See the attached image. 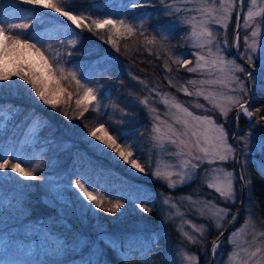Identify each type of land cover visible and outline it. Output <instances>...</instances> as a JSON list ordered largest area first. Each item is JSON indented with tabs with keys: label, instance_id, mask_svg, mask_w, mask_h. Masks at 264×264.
I'll use <instances>...</instances> for the list:
<instances>
[{
	"label": "trees",
	"instance_id": "obj_1",
	"mask_svg": "<svg viewBox=\"0 0 264 264\" xmlns=\"http://www.w3.org/2000/svg\"><path fill=\"white\" fill-rule=\"evenodd\" d=\"M6 1L0 0L3 5L0 13L8 19L7 23H19L22 22L20 17L33 15L29 10L35 6L20 1L7 4ZM101 1L107 0H66V5L71 3L75 13L81 14L84 6H92ZM121 10H125L135 20L141 18L145 23L131 34H118L109 26L103 29H95L93 26L92 32L86 28L77 29L74 25L65 29L64 24L70 25L71 22L51 10L40 9L48 15L40 17L39 25L32 35L35 40L44 38L40 46H51L59 53L58 56L55 53V57L63 64L64 75L67 77L59 79V84L56 78L53 79L60 87L57 94L50 97L58 101L55 109L39 101L34 92L30 93V86L18 77L0 81V108L13 111L5 125L0 126V154L7 149V157L4 156L6 159L11 163L19 162L14 157L27 161V166L35 169L34 174L37 176V179L32 180L19 177L11 171L7 175L0 173V207L11 204L4 211L0 210V251L5 255L16 257L25 253V248L32 247L34 252L28 264H65L73 259L76 262V257L86 256V251L81 250L88 246L86 237L92 236L102 243L101 252L110 260L107 259L108 263L119 264L116 257L109 253L111 244L102 237V232L120 229L125 221L139 219L141 213H147L150 219L155 217L158 214L157 199L160 192L178 194L191 191V182L170 189L160 178L143 177L130 170L122 161L113 160L108 155L100 156L90 144L88 134L84 135L88 125L91 129L97 122H106L108 111H104V114L97 112L92 105L87 106V111L78 107L77 101L82 89L67 75L72 72L71 66L81 67L87 76L94 75L103 82L109 90L108 102H115L128 109L127 117L136 122L133 129L143 140L147 138L149 118L141 106L137 91L135 93L137 87L130 70L167 85L165 71L168 64L170 66V59H167L166 49L152 36V26L158 17L152 11L147 13L148 7L142 5L124 7L123 4ZM36 16L39 13L34 15V19ZM230 32L232 34V27ZM73 39L76 40L74 46L67 43ZM172 71L180 76L188 73L180 62H173L168 72ZM250 102V109L255 115L264 116V90L258 96L257 92L253 93ZM212 114L227 127L233 128L216 109L212 110ZM115 117L118 118V115L115 114ZM36 125L39 129L34 134ZM249 173L251 196L264 221V152L261 150L251 155ZM51 175L80 177L87 181L102 192V207L96 209V212L87 208L81 217L75 204L63 202L52 192L48 181ZM42 176L48 180H42ZM117 201L123 205L120 209L114 213L104 211ZM13 205L17 209L11 207ZM126 206L129 212L124 210ZM143 208L150 209V212H145ZM167 225H161L153 235H149L152 237L150 246L144 250L139 245H120L119 250L116 249L117 253L130 255L124 264H170V235L173 246L177 234ZM82 261H86L85 257Z\"/></svg>",
	"mask_w": 264,
	"mask_h": 264
},
{
	"label": "rangeland",
	"instance_id": "obj_2",
	"mask_svg": "<svg viewBox=\"0 0 264 264\" xmlns=\"http://www.w3.org/2000/svg\"><path fill=\"white\" fill-rule=\"evenodd\" d=\"M10 1H16L17 3L20 0H7L6 3L8 4ZM137 2L142 6L148 7L147 13L152 11L153 15L156 14V17H158V20H155L154 22L155 25L152 26V36L166 49L167 59H170V66L168 64V68H166L165 71L167 85L162 84L155 78L145 75L142 76L130 70L134 84L137 87L136 89H138H135V93L137 91L140 103L145 99L148 101L147 105L141 103V106L146 110L149 118L147 138L143 140L141 136L135 133L133 126L136 122L127 117L129 113L128 109H125V107L115 102H108L109 90L100 79L94 77V75L92 77L87 76L86 71L81 67L71 66V69L72 72L77 74V78L83 76L84 81L88 86L99 90L97 101H90L85 98V90L81 88L82 92L78 107L84 109L85 107L92 105L93 108L96 110L98 109L97 112L104 114V111H108L106 112L108 115L106 118L108 120L106 122L103 120L101 123H103L108 129L109 135L116 136L117 133L122 132V135L126 140L125 146L131 145L134 149L139 150L138 163H141L142 166H146L147 170L145 173H141L137 169H132L129 164L120 159L117 153L113 152L101 141L96 140L95 137L88 135L90 144L98 151L100 156L106 157V155H108L113 160L122 161L128 168H130V170L141 174L143 177H154L152 173L155 172L157 168L161 171H178V168H172L170 165H179L181 160L189 158L186 155L187 150H185L184 156H176L173 155V153L179 151V149L175 145H171L167 140L161 143V141L153 139V136L156 135L153 132L155 126H159L162 133L167 132L169 126H172L177 130H182V126L176 124L173 114L179 115L182 118L184 117V114L179 113L177 109L163 103V98H175L177 102L182 106L187 107L194 115L209 116L216 124L223 125L228 134L227 142L231 144L236 151L234 153H228L229 159L227 161H217L214 164L203 163L198 169L194 170L195 178L190 181L192 186L191 191L178 194L173 192H160L157 199L158 214L152 219H150V215L147 213H141L139 219L125 221V223H123L124 225L119 227L120 229L112 231L104 230L102 232V237L111 244V250L109 253L116 257L119 264H124L128 261L130 255L124 252L118 254L116 249L119 250L120 245H123V243H126V245H139L144 250V248L150 246L152 237H149V235H153L161 225L165 226L168 224L167 226H170V229H173L177 234L173 246L171 245L172 236L170 235V264H208L211 258V264H264V236L260 235V233L264 232V221H262L259 214V208L251 196L250 187H245V195L241 201V185L236 171L238 149L231 141L232 134L249 121L248 128L239 129L237 133V136L245 137V140H240L236 137L237 142L242 147L240 163L246 181L249 179L250 175L249 160L251 155L256 150H261L260 144L264 142V122H261L262 116H256L253 111L254 115L252 118L241 115L239 120L236 121L235 115L239 109L232 107L229 104L227 97L242 95L239 91L238 83L234 81L213 84L205 83L203 85L199 83L200 81L216 80L221 75V73L217 71V68H213L210 65V61L217 56H223L225 61L234 60L237 64L244 65V63L239 61L231 51L233 40L232 35H234L237 18V6H233L230 13V19L227 22V28L225 29L222 25H217L215 23V19L220 18L224 14L220 0H137ZM123 4L124 7L131 6V0H107L95 2L92 6H84L81 9V14L90 15L93 18L99 19L110 17L113 19L124 20L126 24H131L134 30L145 23L141 18L135 20L128 16L127 13L124 12L125 10H121ZM243 4L244 9L239 30V46L237 48L240 55L245 59V49L247 47L245 39L249 38L248 43H251V32L254 30L264 33V24L261 23V21H264V0H255L254 3L253 0H246V2L244 0ZM206 9L208 11H205ZM249 11L256 13V15H254L251 20L248 21L247 26H245L244 21L247 19ZM233 16L235 17L234 21ZM0 21L7 23L8 19L1 16L0 13ZM202 21H208L207 26L213 32V44L198 47L196 45L200 43V41L192 35V24L195 23L197 25L196 30L199 31V25ZM231 27L232 34L230 32ZM110 29L116 32L115 29H112L111 27ZM122 34L127 33H123L122 30ZM259 38L258 35L255 39L259 40ZM149 39L153 41L152 38L149 37ZM36 41L43 42L44 38H38ZM41 46L46 50L49 49L43 44H41ZM55 53V50L51 48V52L48 53L50 63H52L54 68L63 67V64L59 62V60H53ZM250 54L253 55L256 64L254 75L251 78V84L253 93L257 92L258 96L264 90V75H261L259 71V66L264 65V59L259 58L261 55L259 52ZM198 55L205 56L206 60L209 61V66L198 69L196 72H189V68L196 67ZM182 59L191 61L187 66H183L188 73L185 76H180L178 73L177 75L175 73L173 74V71L169 73L168 70L171 65L173 66V62L179 63ZM200 63L203 64L204 62L201 61ZM217 67H219V65ZM25 70L32 71L34 69L26 67ZM36 74L40 75L41 73L37 71ZM234 75L244 82L249 94L247 76L239 72L234 73ZM59 76L60 73L57 71L55 77L45 80L47 89L51 93L50 97L56 95L57 90L60 89V87L54 82L55 78L56 81L59 79ZM190 80L197 81V84H189L188 81ZM169 81H171V83H169ZM183 87H187L192 95H186L182 90ZM197 89H202L206 96L211 94L209 100H206L204 96L196 95L195 93ZM131 91L133 93L134 89ZM216 103H219L224 107L232 108V111L229 112L226 118L227 123L232 125V129L231 127H227L223 121H220L213 116L212 110L216 109L220 113L219 109L215 107ZM197 105H202L203 107H197ZM259 107L260 106H257L256 108ZM256 108H254L255 111L257 110ZM152 109H156V111H152ZM3 112L5 114V119L3 120L2 126L5 125V121L12 116L13 111L4 109ZM115 114L118 115V118L115 117ZM157 116H159V120L156 119ZM161 121H164L165 123L161 124ZM234 121L235 127L233 126ZM101 123H95L94 127L92 126L91 129H89L88 125L87 128L89 130L87 129L84 135H87L89 131L98 128ZM38 129L39 127L36 125L33 129V133L35 134ZM97 135H102V133L98 132ZM118 143H120L119 140ZM6 154L7 149L3 152L4 156H6ZM193 163L199 162L193 161ZM21 166L25 167L23 164ZM213 168L223 169L227 172L234 173L235 179L233 180V185L236 195L234 202H225L224 198H222L219 193H216L214 189L207 187V182L212 178L211 169ZM10 171V169L7 170V174ZM45 176H42L41 179L47 181L48 178ZM218 176L219 179L217 182H221L225 179L223 173H219ZM77 179L81 178H65L51 175L48 181L52 192L63 202L72 205L75 204L74 206L76 207V211L78 210V215L83 217V211L87 208L91 209L93 212H96L97 208H95L94 205L89 207L88 205L90 202L83 198L82 194H78L79 190L75 188V181ZM160 179L167 183L163 177H160ZM171 179L173 181H178L180 177L178 175H173ZM81 181L84 182L82 179ZM96 192L102 197V192L98 188H96ZM215 194L216 196H214ZM188 195H191L192 199L196 201H210L215 207H212L210 211L208 208H204L203 204H192L185 199ZM166 198H171V204H175L176 207L172 208L171 204H164ZM240 201L241 205H239ZM138 204L142 205L141 202H138ZM10 205L11 204L1 206L0 210L4 211L6 207H10ZM127 206L124 207L125 212H129ZM11 207L17 209L14 205ZM19 207L20 206H18V208ZM217 208L230 209L229 215L224 220L219 221L222 224V230L228 225L233 224L239 218L241 211L242 216L239 224L230 229L219 241L218 251L213 255L211 244L219 235L220 230L215 226L218 218L212 216L211 212L216 211ZM201 210L205 213L203 216L200 214ZM178 212L183 215H177ZM123 214L129 215L127 213ZM233 216H235L234 222H232ZM186 221H190L191 223H186ZM192 224L196 225V229H199L201 226L204 227L205 231L203 232V236H201L199 231L192 227ZM181 229H183V232H187L189 236H193L201 242L192 243L183 235ZM151 231H153V233ZM215 233L218 234L216 235ZM213 234L216 236L213 237ZM229 238H231V243L229 242ZM86 242L88 246L81 250L83 252L86 251V256H78L75 258L76 262H74L73 259L65 264H109L107 261L108 258L101 252L103 248L102 243H100L96 237H86ZM258 248L260 249V252H258L255 257L248 259L249 253L255 252ZM25 249V253L16 257L14 255H5L0 251V261H2L3 264H28L34 250L32 247H27ZM188 256H194L196 259L189 260L187 259ZM83 257L86 259L85 262L82 261ZM47 260L48 258L46 261ZM155 264L158 263L156 262ZM160 264L167 263L162 262Z\"/></svg>",
	"mask_w": 264,
	"mask_h": 264
},
{
	"label": "snow or ice",
	"instance_id": "obj_3",
	"mask_svg": "<svg viewBox=\"0 0 264 264\" xmlns=\"http://www.w3.org/2000/svg\"><path fill=\"white\" fill-rule=\"evenodd\" d=\"M20 2L35 6L29 10L33 13V15L20 17L19 19L22 22L19 23H5L0 21V81H9L13 76L18 77L20 81H25V83L30 86V93L34 92L35 97H38L39 101H42L44 105L53 107V109L57 106L58 101L55 98H50L51 93L47 89L45 80L55 77V73L57 71L61 74L59 79H66L67 77L64 75L65 70L62 66L54 68L52 63H50L48 53L51 52V46H49V49L47 50L42 48V46H40V42L36 41L35 37L32 35V33L36 31V27L39 25L40 17L48 15L47 13L41 12L40 9L51 10L52 13H57L60 17H64L66 21L71 22L70 25L64 24L65 29H70L71 26L74 25L77 29L86 28L89 32H92L93 26L95 29H103L106 26H110L112 29H115L118 34H122V30L123 33L128 34H131L134 31L133 26L131 24H126L124 20L113 19L110 17L99 19L93 18L90 15L76 14L71 3L66 5V0H20ZM254 2L255 0H253V3ZM220 3L224 14L220 18L215 19V23L217 25H222L226 29L233 6H242L241 0H220ZM2 6V3H0V7ZM131 6L140 7L141 5L137 2V0H131ZM205 11L208 10L206 9ZM36 13H39V16H36L34 19V15ZM254 15H256V13L252 11L248 12L247 19L244 21L245 26H247L248 21H250ZM88 20H90L91 23H85V21ZM27 21L32 22L29 23ZM239 23V19H237V28H239ZM261 23L264 24V21H261ZM207 24L208 21H202L199 25V31L196 30L197 25L195 23L192 24V35L200 41V43L196 45L198 47L213 44V32L209 29ZM77 35H79V33H77ZM258 35L260 37L259 40L255 39ZM248 39L249 38L245 39V43L247 44L245 49V59L247 60L248 65H252L253 68H255L256 64L254 57L250 53L254 54L259 52L261 54L259 58L264 59V33L254 30L251 32V43H248ZM234 41L237 42L236 46L238 47V33L234 37ZM67 43L74 46L76 44V40H69ZM58 55L59 53H56V56ZM55 59L56 57L54 56L53 60ZM201 61L204 63L201 64ZM180 63L181 66H187L191 63V61L182 59L180 60ZM210 65L213 68H217V71L221 73V75L216 80L200 81L199 83L201 85L205 83L213 84L233 81L238 83L239 91L242 95L228 96L227 100L232 107L239 109L235 115V119L237 121L241 115L252 118L254 113L250 110V102L247 99L248 89L244 82L241 81L239 77L235 76L234 73H243L251 79L254 72L246 65L237 64L234 60L225 61L223 56H217L212 59L210 61ZM218 65L219 67H217ZM207 66H209V61L206 60L205 56L198 55L196 67L189 68L188 71L196 72L198 69L205 68ZM26 67L34 70L26 71ZM37 71L41 74L37 75ZM259 71L261 75H264V65L259 66ZM67 75L75 80L79 87L85 90L84 95L86 99L90 101H97L98 89L88 86V84L84 81L83 76L77 78V74L75 72L70 71ZM59 79L56 81L57 84H59ZM169 83H171V81H169ZM188 83L196 85L197 81L190 80ZM182 90L186 95H192V93L188 91L187 87H183ZM195 94L198 96H204L206 100H209V96L211 95L209 94V96H206L202 89H197ZM77 103L79 104L80 101H77ZM141 103L147 105L148 101L145 99L142 100ZM163 103L177 109L179 113L184 114L183 118L179 115L173 114L176 124L181 125L182 130H177L172 126H169L168 131L162 133L161 128L159 126H155L153 128V132L156 135L153 136V139L161 141V143L167 140L171 145H175L179 149V151L173 153V155L184 156L185 150H187L186 155L189 157L181 160L179 165H170L172 168L179 169L176 172L161 171L157 168V170L152 173V175L156 178L163 177L167 181V187L170 189L186 186L192 179L195 178L194 170L198 169L201 164H214L217 161H227L229 159L228 153H234L236 151L235 148L227 142L228 134L223 125L216 124L209 116L194 115L187 107H184L177 102L175 98H163ZM197 107L203 106L197 105ZM215 107L219 109L220 114L225 119L227 118L229 112L232 111L231 107H224L219 103H216ZM87 110L88 108L85 107V111ZM152 111H156V109H152ZM256 111H259V109ZM81 115H83V113H81ZM4 119L5 114L2 108H0V126H2ZM156 119L159 120V116H157ZM261 122H264V116L261 117ZM163 123L165 122L161 121V124ZM98 132L102 133V135H97ZM88 135L95 137L96 140L101 141L109 149L117 153L120 159L129 164L132 169H137L141 173L146 172V166H142L141 163H138L139 150L134 149L131 145L125 146L126 140L123 137L122 132L117 133L116 136L109 135L108 129L103 123H101L98 128L89 131ZM237 139L245 140V137L237 136ZM118 140L120 143H118ZM260 149L264 152V142L260 144ZM14 159H17L19 162L11 163L9 159L4 157L3 154H0V173L7 175V170L10 169L11 172L17 173L18 176L25 179H37V176L34 174L35 169H29L27 167V161L20 160L18 157H14ZM193 161H198L199 163H193ZM22 164H24L25 167H22ZM219 173H223V176L225 177V179L221 182H217L219 179ZM173 175H178L180 179L178 181H173L171 179ZM211 175L212 178L207 182V187L214 189L216 193H219V195L224 198L225 202H234L236 199L233 185V180L235 179L234 173L227 172L223 169L213 168L211 169ZM239 178L242 181L245 180L244 174L241 173ZM250 185L251 180L247 179L245 181V187H250ZM75 188L79 190L78 194H82L83 198L90 202L88 205L89 207L92 205H94L97 209L102 207V198L100 194H97L96 188L88 184L87 181L82 182L81 179H77L75 181ZM185 199L190 201L192 204H203L204 208H208L210 211L212 207H215V205H213L210 201L193 200L191 195L186 196ZM164 204H171V198H166L164 200ZM122 206L123 205L117 201L112 207L105 208L104 211L114 213ZM171 207L175 208L176 205L171 204ZM144 211L150 212V209L144 208ZM229 213L230 209L227 208H217L216 211L211 212L212 216L218 218L215 226L218 230H220L217 240L211 244L213 255H215L218 251L219 238L223 235L222 224L219 221L224 220ZM200 214L203 216L205 213L201 210ZM177 215L183 214L178 212ZM234 221L235 216H233L232 222ZM186 223L191 222L186 221ZM192 227L196 229L195 224H192ZM196 230L200 232L201 236H203V232L205 231L203 226ZM181 231L183 232V229H181ZM183 235L192 243L201 242L199 239L189 236L187 232H183ZM260 235L264 236V232L260 233ZM229 242H232L231 238H229ZM258 252H260L259 248L256 249L255 252L249 253L248 259L255 257ZM187 259L195 260L196 257L188 256ZM0 264H3V262L0 261Z\"/></svg>",
	"mask_w": 264,
	"mask_h": 264
},
{
	"label": "water",
	"instance_id": "obj_4",
	"mask_svg": "<svg viewBox=\"0 0 264 264\" xmlns=\"http://www.w3.org/2000/svg\"><path fill=\"white\" fill-rule=\"evenodd\" d=\"M241 5L242 6H237V18H236V25H235V30H234V35H233V40H232V48H231V50H232V52H233V54L235 55V57L239 60V61H241L242 63H244V64H246L248 67H250V70H252L253 72H254V68H253V66L252 65H248V62L240 55V53H239V50H238V48H237V46H236V41H234V37L237 35V33H238V35H239V30H240V24H241V20H242V15H243V9H244V4H243V0H241ZM237 19H239V28H237ZM247 83H248V88H249V97L247 98L248 99V101L250 102V100H251V98H252V94H253V88H252V84H251V79H249L248 77H247ZM250 122L248 121V122H246L244 125H242L239 129L241 130V129H243V128H245L246 126H248V124H249ZM237 124H238V122H237ZM238 129V130H239ZM238 130H236L233 134H232V137H231V141H232V143L237 147V149H238V153H237V157H236V171H237V175H238V178L240 177V174L242 173V169H241V163H240V159H241V154H242V147H241V145L237 142V140H236V137H237V133H238ZM239 180H240V185H241V201H242V199L244 198V195H245V180H241L240 178H239ZM241 201L239 202V205H241ZM241 216H242V211H241V213H240V216H239V218L233 223V224H231V225H228L227 227H225L224 229H223V235L222 236H220V238H219V241L227 234V232L230 230V229H232V228H234V227H236L238 224H239V222H240V220H241ZM219 236V235H218ZM217 236V237H218ZM217 237L214 239V241H216L217 240ZM213 241V242H214ZM211 262H212V258H211V260L209 261V263L208 264H211Z\"/></svg>",
	"mask_w": 264,
	"mask_h": 264
}]
</instances>
